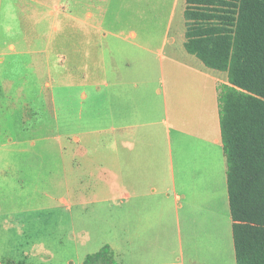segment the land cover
<instances>
[{"label": "crops", "instance_id": "crops-1", "mask_svg": "<svg viewBox=\"0 0 264 264\" xmlns=\"http://www.w3.org/2000/svg\"><path fill=\"white\" fill-rule=\"evenodd\" d=\"M178 1L172 6L173 13ZM35 2L44 5L42 0ZM135 2L142 9L149 8L148 0ZM102 5V0H63L62 4L61 59L67 65V80L78 74V80L68 86L81 88L78 98L67 99L68 108H63V120L77 122L78 127L65 132L60 145L68 168L78 174L76 191L71 190L69 177L63 181L66 195L77 200H64V204L71 208L101 202L115 208L119 203L124 212L121 244L105 241L86 258L108 247L115 264H237L220 125V89L230 85L228 74L207 68L187 51L190 57L183 55L182 63L172 56L174 63L189 71L199 125H206L201 131L197 127L182 130L179 123L174 126L177 142L189 135L201 145L194 161L176 164L167 93L152 86L156 82L149 81L147 61H137L135 68L120 56L134 50L152 53L149 38L156 33L149 30L148 16L142 11L134 17L137 29L130 27L127 32L118 26L122 22L119 6L113 11L110 1L106 9ZM4 7L5 1L0 0V66L8 57L36 53L19 50L11 31L1 30ZM49 8L47 16L53 18L54 8ZM173 13L162 48L175 42L170 40ZM48 42L41 54L47 52ZM185 42L186 19L184 49ZM103 53L108 54V61H103ZM39 66H44V74L51 79L47 59L35 69ZM155 66L161 76L163 65ZM158 82L164 84V80ZM71 101L77 103L76 115L71 114ZM52 129L46 111L29 109L20 122L18 137L8 143L17 146L23 156L39 149L41 158H47L53 148ZM39 133L41 138L36 137ZM104 134L109 135L108 141H102ZM0 264H4L1 255Z\"/></svg>", "mask_w": 264, "mask_h": 264}, {"label": "rangeland", "instance_id": "rangeland-1", "mask_svg": "<svg viewBox=\"0 0 264 264\" xmlns=\"http://www.w3.org/2000/svg\"><path fill=\"white\" fill-rule=\"evenodd\" d=\"M4 1L2 15L6 19L1 30L11 31L19 50L36 53L8 57L0 66V255L4 264H13L12 261L23 264H84L87 254L97 252L103 242L121 244L124 212L119 203L115 208L101 202L73 205L71 208L64 204V200L70 203L77 200L66 195L63 181L69 177L71 190L76 191L78 174L72 167L68 168L60 145L65 141L63 134L78 127L77 122L73 125L63 120V108H68L67 99L74 95L78 98L81 88L68 86L73 82L71 80H78V74L67 80V65L61 59L63 0H42L43 6L36 5L35 0ZM108 1L112 10L119 6L117 13L122 22L118 26H123L124 31L137 29L134 17H140L141 11L144 17L148 16L149 30L156 33L155 37L149 38L153 52L141 54L134 50L120 56L132 61L135 68L137 61L143 59L148 62L146 73L149 81H155L152 86L158 85L168 96L175 162L191 163L197 158L201 145L189 135H182V141L177 142L179 135L173 130L177 123L182 130L197 127L201 131L206 126L199 125L189 71L180 66L183 55L189 56L183 45L186 1L179 0L174 13L172 6L175 0H148L149 8L144 9L137 6L135 0H102L101 7L106 9ZM50 6L54 8L53 18L46 13ZM75 10L79 13L77 6ZM172 13L170 40L175 42L162 48V37L167 32ZM146 20L144 18V25ZM46 42L49 43L47 52L41 54V50L46 49ZM172 56L181 63H174ZM102 57L103 61L109 60L108 54L103 53ZM46 59L51 79L44 74V66L35 69L38 63L45 64ZM159 63L164 68L161 76L155 71V65ZM160 80H164V84L159 83ZM76 104L70 102L71 114L76 115ZM29 109L46 111L48 123L52 122L50 144L53 148L48 151L47 158H41L39 149H31L23 156L18 153L17 146L8 143L9 139L18 137L20 122ZM42 135L39 133L36 137L41 138ZM102 137L103 142L108 141L109 135ZM38 147H41L40 141ZM26 255H29V260Z\"/></svg>", "mask_w": 264, "mask_h": 264}, {"label": "trees", "instance_id": "trees-1", "mask_svg": "<svg viewBox=\"0 0 264 264\" xmlns=\"http://www.w3.org/2000/svg\"><path fill=\"white\" fill-rule=\"evenodd\" d=\"M186 1V51L230 84L219 103L237 264H264V0ZM85 264L115 263L105 247Z\"/></svg>", "mask_w": 264, "mask_h": 264}]
</instances>
